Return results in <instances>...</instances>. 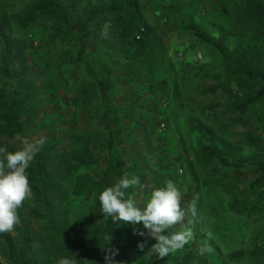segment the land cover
Listing matches in <instances>:
<instances>
[{"label":"rangeland","instance_id":"374dc122","mask_svg":"<svg viewBox=\"0 0 264 264\" xmlns=\"http://www.w3.org/2000/svg\"><path fill=\"white\" fill-rule=\"evenodd\" d=\"M144 1L147 3L145 17L163 40L168 62L155 63L153 59L145 58L135 67L126 63L108 18L99 19L91 29V36L82 38L74 12L65 22L38 17L33 24L23 27L20 21L33 9L31 0L14 1L0 8V23L4 26L0 32V86L6 82L14 94H21L25 99L28 112L23 117L25 130L21 137L33 141L41 137L58 138L59 154L50 172L57 184H65L67 163L82 162L81 171L91 174L94 180L103 176L106 169L103 160L107 156L105 143L108 131L112 130L119 134L115 138L118 150L131 166L137 164L136 171L127 176L137 177L139 183L134 188L143 184L142 189H129L128 192L140 204L153 188L164 186L165 176L159 172L163 166L178 163L182 177L171 181L176 182L182 192V207L194 205L197 209L195 217L189 215L184 223L175 225L170 231L181 230L189 220L191 223L192 219L200 220L201 230L212 239L222 256L237 250L246 252L239 261L229 264H264L248 252L252 249L254 235L264 226V214L247 217L227 211L218 219L212 211L214 205L223 203L226 207V203L233 200L225 187L240 193L258 177L256 166L250 163L251 156L246 155L250 154L249 145L241 153L249 162L244 169L224 165L215 159L207 166L195 165V172L185 170L187 159H194L201 142H207V136L199 131L191 132L192 120L202 122L214 134L213 140L223 145L235 146L247 132L254 133L263 156L264 127L251 114L238 120L236 112L228 107V98L219 91L198 95L180 86L186 70L185 59L216 73L222 69L223 56L212 45L199 42L185 32L180 16L176 17L168 9L156 11L161 5H181L184 0ZM198 1L200 4L194 5V13L200 11L201 18L213 13L220 16L218 25L227 17L236 22L238 10L230 2ZM227 29L233 30L234 26ZM5 65L7 73L2 71ZM136 67L138 73L134 70ZM148 67L157 69L153 74H147ZM136 74H142V77ZM149 77L157 83L151 93L147 91ZM101 80L105 82L102 88L99 86ZM161 81H164L163 86H160ZM204 84H215V80L206 78ZM210 106H215L214 113L209 112ZM161 124H165V129ZM9 143L19 145L20 141L17 137ZM231 154L237 162L240 153L234 149ZM77 182L78 177L74 175L72 184ZM68 189L73 191L72 187ZM91 196L92 192H89L87 199ZM56 199L53 196V200ZM121 223L129 228L130 235L117 245L116 253L123 260L115 264H173L171 253L160 258L149 249L155 241L134 232V227L139 229L142 225ZM145 240V248L140 250L138 242ZM194 240L192 238L176 253L191 250L198 254Z\"/></svg>","mask_w":264,"mask_h":264},{"label":"trees","instance_id":"16d2710c","mask_svg":"<svg viewBox=\"0 0 264 264\" xmlns=\"http://www.w3.org/2000/svg\"><path fill=\"white\" fill-rule=\"evenodd\" d=\"M14 1L20 0H0V8ZM31 1L33 9L20 21L23 27L33 24L38 17L65 22L69 20L70 13L74 12L82 38H89L92 27L99 19L108 18L126 63L135 67L145 58H151L155 63L169 60L163 40L145 17L147 3L144 0ZM217 1L230 2L235 6L238 10L236 22L234 18L227 17L223 24L218 25L220 16L213 13L201 18L200 11L194 13V5L200 4L198 0H184L181 5L177 3L156 8V11L169 10L176 17L180 16L185 32L195 36L199 42L212 45L223 56L222 69L216 73L199 68L185 59L186 70L180 80V86L198 95L219 91L228 98V107L236 112L238 120H243L245 115L251 114L264 127V0ZM228 26H234V29H227ZM3 27L0 23V32ZM179 54L183 56V53ZM156 69L148 67L145 72L153 74ZM134 70L138 73L137 67ZM2 71L7 73V65ZM137 75L142 77V74ZM206 78L215 80V84L205 85ZM164 81L159 82L160 86H163ZM147 82V91L154 92V86L157 84L155 80L149 77ZM104 84L102 80L99 82L101 88ZM208 108L209 112L214 113L215 106ZM27 112L28 107L21 94H14L6 82L0 86V145L6 146L9 151L20 147V144L13 145L9 142L24 134L23 117L27 116ZM163 115L161 116L164 117ZM191 124V132L199 131L207 136V142H201L194 159H187L186 172H195V165L207 166L215 159L224 165L244 169L249 163L243 158L245 155L241 154L245 152L246 145H249L250 153L246 155L251 156L250 163L256 166L258 172V177L248 183L240 193H234L230 187H225L224 190L232 194L233 200L228 201L226 207L223 203L221 206L214 205V215L219 219L223 218L227 211L247 217L264 214V156L259 153L260 145L256 142V135L247 132L235 146L223 145L213 140L212 131L199 120L194 119ZM108 132V140L105 143L107 156L102 159L106 169L103 176L97 180H94L91 174L81 171L82 162L67 163L68 180L65 184H57L50 168L59 154L57 147L60 142L53 136L40 146L34 161L27 169L32 195L17 209L20 222L12 231L0 233V264H57L61 257L69 258L71 264H105V249L116 250L120 240L130 235L127 231L129 228L121 222H113L100 211L101 191L137 169V164L131 166L118 150L115 138L119 134H114L112 130ZM234 149L236 153H240L239 158H236L237 162H234L231 154ZM159 172L165 176L164 184L169 178L170 181L173 178L177 181V178L182 177L178 163L171 162ZM74 175L78 177L76 184H72ZM194 178L195 176H192L193 180ZM174 183L177 186V183ZM142 185L134 189L141 190ZM68 187H72L73 191ZM89 192H92V196L87 199ZM53 196L57 199L53 200ZM199 224L200 220L192 219L190 225L199 253L193 254L191 250H181L179 253L175 251L170 255L171 263L229 264L246 255L244 250H237L226 257L222 256ZM110 236L112 238L108 242ZM205 247L208 250L201 252L200 249ZM248 252L260 262L264 261V226L254 235L252 249ZM113 259L115 263H121L123 257L116 253Z\"/></svg>","mask_w":264,"mask_h":264},{"label":"clouds","instance_id":"9594fccd","mask_svg":"<svg viewBox=\"0 0 264 264\" xmlns=\"http://www.w3.org/2000/svg\"><path fill=\"white\" fill-rule=\"evenodd\" d=\"M20 147L9 151L0 145V233L10 232L20 222L17 209L22 202L30 198L32 191L27 177V169L34 161L40 146L46 142L41 137L30 140L28 137H18ZM139 183L135 176H124L110 186L104 188L99 195L100 211L113 222H127L135 228L140 236L153 239L155 243L150 251L160 258L182 249L193 238L191 221L179 231H170L177 224L184 223L191 215L196 216L194 205L182 207V192L172 181H166L163 187L153 188L143 204L129 194ZM112 236L109 237L108 242ZM147 241L138 242L140 250L145 248ZM208 249L202 248L201 252ZM116 250L105 249V264H115L113 257ZM57 264H71L67 257H61Z\"/></svg>","mask_w":264,"mask_h":264},{"label":"built area","instance_id":"2783aa9c","mask_svg":"<svg viewBox=\"0 0 264 264\" xmlns=\"http://www.w3.org/2000/svg\"><path fill=\"white\" fill-rule=\"evenodd\" d=\"M200 57H202V56L200 55ZM161 127H162L163 129H165V124H161Z\"/></svg>","mask_w":264,"mask_h":264}]
</instances>
